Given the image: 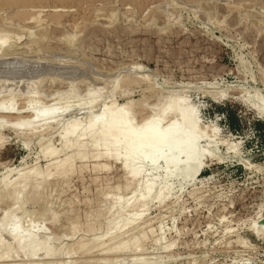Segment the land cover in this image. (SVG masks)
I'll list each match as a JSON object with an SVG mask.
<instances>
[{
    "label": "rangeland",
    "instance_id": "obj_1",
    "mask_svg": "<svg viewBox=\"0 0 264 264\" xmlns=\"http://www.w3.org/2000/svg\"><path fill=\"white\" fill-rule=\"evenodd\" d=\"M4 34L0 264H264V0H0ZM129 102L138 125L169 105L191 109L199 159L168 171L161 162L133 178L122 160L90 147L63 169L68 175L55 171L51 164L77 153L45 157L62 149L70 122L85 127L107 106ZM52 110L51 121L32 118ZM27 174L37 178L18 206L10 193ZM151 182L150 201L140 205Z\"/></svg>",
    "mask_w": 264,
    "mask_h": 264
},
{
    "label": "bare ground",
    "instance_id": "obj_2",
    "mask_svg": "<svg viewBox=\"0 0 264 264\" xmlns=\"http://www.w3.org/2000/svg\"><path fill=\"white\" fill-rule=\"evenodd\" d=\"M42 29V28H41ZM40 30V29H39ZM30 32H32V31H30ZM9 34V33H8ZM5 35V37H0V51L2 50V45H3V42H5V40H6V38H7V36H6V34H4ZM30 35H32L33 36V34H30ZM11 36V35H10ZM9 37V36H8ZM8 39V38H7ZM75 39V38H74ZM73 38H72V40H74ZM9 40V39H8ZM7 40V41H8ZM6 41V42H7ZM75 41V40H74ZM5 42V43H6ZM74 44V43H73ZM6 45V44H5ZM8 48V47H7ZM4 50V49H3ZM1 54V53H0ZM39 55V54H38ZM13 57H15V56H13ZM34 57V56H33ZM36 57V56H35ZM34 57V58H35ZM2 58V57H1ZM53 58V57H52ZM51 58V59H52ZM56 58V57H55ZM54 58V59H55ZM39 59H40V57H39ZM45 59V58H44ZM48 59H49V57H48ZM8 60V59H7ZM59 60V59H58ZM64 60V59H63ZM3 61V60H2ZM6 61V60H5ZM48 61V60H47ZM50 61V60H49ZM53 61V60H52ZM57 61V60H56ZM16 62V61H15ZM58 62V61H57ZM62 62V61H61ZM66 62H67V60H66ZM73 62V61H72ZM8 63V62H7ZM7 63H4V64H7ZM3 64V63H2ZM62 64V63H61ZM60 64V65H61ZM69 64H71V63H69ZM83 64V63H82ZM53 65V64H52ZM65 65H66V63H65ZM81 65V64H80ZM19 66V65H18ZM23 67H24V65H22ZM58 66H59V64H58ZM82 66V65H81ZM62 67H64L65 68V66H63L62 65ZM80 67V66H79ZM87 67V66H86ZM0 68H2V67H0ZM17 68V67H16ZM51 68V67H50ZM54 68V67H53ZM56 68V67H55ZM6 69V68H5ZM10 69V68H9ZM24 69V68H23ZM56 69H58V68H56ZM55 69V70H56ZM66 69V68H65ZM68 69V68H67ZM79 69V68H78ZM77 69V70H78ZM83 69V68H82ZM81 70V69H80ZM85 70V69H84ZM3 71V70H2ZM8 71V70H7ZM48 71H49V69H48ZM53 71V70H52ZM52 71H51V74H52ZM61 71V70H60ZM70 71V70H69ZM16 72V71H15ZM47 72V71H46ZM64 72V71H63ZM83 72V71H82ZM81 72V73H82ZM7 74L9 73V72H6ZM18 73V72H17ZM50 73V72H49ZM48 73V74H49ZM55 73V72H54ZM57 73H58V71H57ZM3 74V73H2ZM60 74L61 73H59V76H60ZM74 74V73H73ZM73 74H72V76H73ZM6 75V74H5ZM63 75H66V74H63ZM69 75V74H68ZM67 75V76H68ZM78 75V74H77ZM3 76V75H2ZM47 76V75H46ZM46 76H45V78H46ZM58 76V75H57ZM58 76V77H59ZM71 76V77H72ZM74 76H76V74L74 75ZM96 76H98V75H96ZM100 76V75H99ZM98 76V77H99ZM6 77H8V76H6ZM10 77V76H9ZM77 77H80L79 75L77 76ZM101 77V76H100ZM103 77V76H102ZM48 78V77H47ZM55 78V77H54ZM75 78V77H74ZM70 79V78H69ZM68 79V80H69ZM76 79V78H75ZM4 80V79H3ZM8 80V79H7ZM52 80V79H51ZM100 81V80H99ZM2 82V81H1ZM69 82H71V80H69ZM13 92H15V91H13ZM12 93V92H11ZM95 94V93H94ZM13 95V94H12ZM16 95V94H15ZM11 99V98H10ZM13 99V98H12ZM60 100V99H59ZM62 100V99H61ZM96 100V98L94 97L93 98V101L92 102H94ZM12 102V101H11ZM10 102V103H11ZM61 104V103H60ZM172 104H174V103H172ZM177 104V103H176ZM169 105V108H167V109H165L163 112L161 111V113L159 114V112H158V115L156 116L155 115V112H154V115L155 116H150V117H148V118H143L142 117V124L140 125H138V123L137 124H135V118H134V116L131 114V110H133V109H135V106L133 105V103H128V104H126L125 106H122V107H115L114 105H110V106H107L102 112H101V114H99V116H95L96 118H90V120L88 121V125L87 126H82V121L80 120V119H75V120H73L72 122H70V124H68L67 125V127L63 130V133L60 135L61 137V143H62V149L61 150H57L56 148H50V149H48V148H46V149H48L47 151H45V157H52V156H56L57 154H59V153H61L62 151H65V150H70V152H71V149H76L77 150V153L76 154H74V156H69L70 158H67L66 160H64V161H62L61 160V162L60 163H54V164H51V166L53 167V168H55V171H57L58 169H60L61 168V170L62 171H60V173H62L63 171V174L66 176V174L68 173L67 171H69V169H65V170H63L65 167L67 168V166H71V167H73L72 165H71V163L74 161V160H72L73 158H76V159H78V158H80V159H84V158H86L85 156H86V151L87 150H89V149H87V148H90V147H93V150L95 149V148H100V147H102L103 148V152H104V154H101L102 156H104V155H106V156H112V157H114V158H116V159H120V160H122L121 162H123V165H124V168H126L128 171H129V174L133 177V178H137L138 176H140L141 174H142V172H146L144 169L146 168V167H148V166H151V167H153V168H155V169H158V167H159V164L161 163V162H163L164 163V165L166 166V167H168V168H164L166 171H168L167 169H169V167H171V165H176V164H179L180 165V163H191V161H193L194 159H196V156H197V158H198V155H196V152H197V150H196V148L194 149V143H197L196 142V140H197V137L196 136H198V129H197V117H196V115H194L195 113H193V111L191 110V109H189V108H184V107H181V106H177V105ZM132 106H134V107H132ZM1 108V107H0ZM133 108V109H132ZM3 109V108H2ZM1 109V110H2ZM9 109V108H8ZM11 109V108H10ZM28 109V108H27ZM58 109V108H57ZM0 110V111H1ZM6 112H8L7 111V109H4ZM23 110V112H10V113H13V114H24V112H27V111H25L24 109H22ZM54 110V109H53ZM52 110V111H53ZM52 111H41L42 113H39L38 112V114H36L35 112V117L33 116L32 118L35 120V118H43L45 121H51V119H52V115H54V111L52 112ZM56 111V110H55ZM59 111V110H58ZM57 111V112H58ZM134 111V110H133ZM28 112H29V110H28ZM4 113V112H3ZM56 113V112H55ZM60 113V112H59ZM134 113V112H133ZM58 114V113H57ZM18 117V116H17ZM31 117V116H30ZM94 117V116H93ZM136 117V116H135ZM156 117V118H155ZM23 118V117H22ZM21 118V119H22ZM54 118V117H53ZM175 118V119H174ZM29 119H31V118H29ZM33 119H31V120H33ZM39 119H37L38 121H39ZM177 119V120H176ZM20 120V119H19ZM18 120V121H19ZM23 120V119H22ZM33 120V121H34ZM41 120V119H40ZM26 121V120H25ZM36 121V120H35ZM47 121V122H48ZM20 122V121H19ZM19 122H17V123H19ZM23 122V121H22ZM22 122L20 123V125L22 126ZM30 121H28V123H29ZM32 122V121H31ZM30 122V123H31ZM43 122V121H42ZM46 122V123H47ZM140 122V123H141ZM27 123V122H26ZM29 123V124H30ZM34 123L35 122H33V124H30V125H33V127H34ZM84 123V122H83ZM24 124V123H23ZM37 124V123H36ZM19 125V126H20ZM25 125V124H24ZM23 125V126H24ZM27 125V124H26ZM44 126V125H43ZM45 126H47V124L45 125ZM30 127V126H29ZM31 129H33V128H31ZM35 129V128H34ZM32 132V131H31ZM200 133L202 132V131H199ZM199 133V134H200ZM204 134V133H203ZM199 136H201V135H199ZM198 136V137H199ZM202 137V136H201ZM200 137V138H201ZM204 139V138H203ZM86 140H88L87 142H85ZM199 140V139H198ZM197 140V141H198ZM1 141V140H0ZM196 146V145H195ZM197 147H198V145H197ZM87 149V150H86ZM101 149V148H100ZM69 150H68V152H69ZM92 151V150H91ZM97 151V150H96ZM99 151V150H98ZM199 151H201V150H198V154H199ZM88 152V151H87ZM203 152V151H202ZM207 152V151H206ZM65 154V153H64ZM208 154V153H207ZM206 154V155H207ZM91 155V154H90ZM94 155V154H93ZM201 155H203V153L201 154ZM205 155V154H204ZM203 155V156H204ZM212 155V154H211ZM59 156V155H58ZM62 156H63V154H62ZM96 156H98V155H96ZM106 156H105V158H106ZM57 157V156H56ZM61 157V156H60ZM88 157V156H87ZM91 157V156H90ZM89 157V158H90ZM99 157H101V156H99ZM199 157H200V155H199ZM66 158V157H65ZM89 158H87V159H89ZM104 158V159H105ZM113 158V159H114ZM79 159V160H80ZM100 159V158H99ZM98 159V160H99ZM108 160H110L109 158H107ZM115 159V160H116ZM199 159V158H198ZM120 160L119 161H117V162H120ZM81 161V160H80ZM87 161V160H86ZM97 161V160H96ZM196 161V160H195ZM59 162V161H58ZM82 162H84V161H82ZM194 162V161H193ZM74 163V162H73ZM72 163V164H73ZM76 163V162H75ZM200 163H201V161H200ZM196 164V163H195ZM136 165H138V167H136ZM189 165V164H188ZM197 165H198V162H197ZM75 166V165H74ZM100 166V165H99ZM98 166V167H99ZM122 166V165H121ZM178 166V165H177ZM177 166H176V168H177ZM181 166V165H180ZM50 167V166H49ZM105 167V166H104ZM108 167H110V166H107V169H109ZM191 166H189V168H190ZM69 168V167H68ZM103 167H100V169H102ZM111 168V167H110ZM116 168V167H115ZM160 168V167H159ZM174 169L173 167H172V169H174V171L175 172H177V169ZM187 168V167H186ZM189 168H187V169H189ZM197 168H199V165H198V167ZM200 168H201V166H200ZM48 169V168H47ZM46 169V170H47ZM113 169V168H112ZM118 169H120V168H118ZM180 168H178V170H179ZM182 169H184V168H182ZM187 169H185V170H187ZM195 169V168H194ZM53 170L54 169H52V171H50V172H53ZM67 170V171H66ZM82 170V169H81ZM80 170V171H81ZM97 170V169H96ZM144 170V171H143ZM146 170H148V169H146ZM190 170V169H189ZM192 170V169H191ZM59 171V170H58ZM58 171H57V173H58ZM74 172H77V171H75V168H74V170H73ZM72 170L70 171L71 173H74ZM79 171V172H80ZM102 171H103V169H102ZM107 171V170H106ZM171 171V170H170ZM173 171V170H172ZM179 171H181V170H179ZM188 171V170H187ZM195 171V170H194ZM193 171V172H194ZM49 172V171H48ZM154 172V171H153ZM191 172V171H190ZM196 173H197V169H196V171H195ZM199 172V171H198ZM57 173H56V178L58 179L60 176L62 177L63 175H61V174H58L57 175ZM66 173V174H65ZM81 173V172H80ZM181 173V172H180ZM185 173H186V171H185ZM188 173V172H187ZM186 173V174H187ZM192 173V172H191ZM34 174H37L38 175V172H34ZM34 174H32L33 176H30L31 175V173H30V175L29 174H27V175H21L22 177H19L18 179H19V181H18V184H20V185H18L19 187H17V188H19L18 190L16 189H13L14 190V192L13 193H10L11 195H13V196H11V201L14 199V201H16V203L15 204H17V203H20L19 201H21L24 197V194L26 193V190H27V188L31 185V184H33L32 182H34L33 181V179H36L37 178V175H35L36 176V178H34L35 176H34ZM49 174H52V173H49ZM48 174V175H49ZM53 174H55V173H53ZM171 174H172V172H171ZM182 174V173H181ZM180 174V175H181ZM184 174V173H183ZM40 175V174H39ZM48 175H46V176H48ZM60 175V176H59ZM68 175V174H67ZM147 175V174H146ZM166 175H167V173H166ZM165 175V176H166ZM176 175V174H175ZM45 176V177H46ZM57 176H59V177H57ZM143 176H144V173H143ZM168 176H171L170 174L168 175ZM173 176H174V173H173ZM179 176V175H178ZM191 176V175H190ZM196 176V175H195ZM198 176V175H197ZM42 178H40V176H38V180H43V176H41ZM44 177V178H45ZM50 176H48V178H49ZM51 177H53L52 175H51ZM148 177H150V176H148ZM147 177V178H148ZM172 177V176H171ZM185 177H186V175H185ZM187 177H189V176H187ZM193 177H194V175H193ZM40 178V179H39ZM47 178V179H48ZM63 178V177H62ZM61 178V179H62ZM125 178V177H124ZM146 178V179H147ZM61 179H59V180H61ZM144 179V178H143ZM186 179V178H185ZM190 179H191V177H190ZM195 179H196V177H195ZM195 179H194V181H195ZM40 180V181H41ZM58 180V181H59ZM127 180V179H126ZM128 180H129V178H128ZM188 180V179H187ZM193 180V179H192ZM36 181V180H35ZM124 181H125V179H124ZM146 181V180H145ZM152 181V180H151ZM16 183H17V181H15ZM44 182V181H43ZM57 182V181H56ZM127 182V181H126ZM149 182V181H148ZM153 182V181H152ZM151 182V184L150 183H148V184H146V186H144L145 187V189H143L144 191L142 192V195H141V200H139V199H137V200H139L138 202H139V204L140 205H144L145 206V204H147V202H148V199H149V201H150V198H151V196H152V194H153V192H154V190H155V184L154 183H152ZM155 182V181H154ZM41 182H39V184H40ZM16 185V184H15ZM142 185V184H141ZM144 185H145V183H144ZM156 185H157V183H156ZM5 186H7V185H5ZM11 186H13V185H11ZM40 186V185H39ZM129 186V185H128ZM134 187H135V185H133ZM133 186H132V188H133ZM34 187V186H33ZM166 187V186H165ZM16 188V187H15ZM31 188V187H30ZM140 188V187H139ZM128 189V188H127ZM130 189V188H129ZM138 189V188H137ZM161 189V188H160ZM163 189V188H162ZM161 189V190H162ZM165 189V188H164ZM5 190V189H4ZM6 190H8V189H6ZM6 190L4 191V192H6ZM141 190V189H140ZM165 190H168V189H165ZM31 191V190H30ZM169 191V190H168ZM3 192V191H2ZM141 192V191H140ZM30 193V192H29ZM32 194V193H31ZM21 195H23V196H21ZM33 195V194H32ZM139 195V194H138ZM164 195V192L163 191H161L160 193H159V195H158V199L159 200H161L160 198H162V197H164L163 196ZM37 196V195H36ZM156 196V195H155ZM13 197V198H12ZM23 197V198H22ZM165 197H166V195H165ZM21 198V199H20ZM118 199V198H117ZM121 199H122V197H121ZM156 199V198H155ZM157 199V200H158ZM167 199V198H166ZM158 200V201H159ZM164 200V199H163ZM25 201V200H24ZM24 201H22V202H24ZM117 201V200H116ZM153 201V200H152ZM137 202V203H138ZM161 202V201H160ZM119 203H121V202H119ZM118 203V204H119ZM137 203H135V204H137ZM24 204V203H23ZM117 204V205H118ZM131 204H132V202H131ZM149 204V203H148ZM161 204V203H160ZM18 205V204H17ZM117 205H116V207H117ZM121 205V204H120ZM134 205V204H133ZM16 206V205H15ZM18 206H20V205H18ZM17 206V207H18ZM119 206V205H118ZM128 206V205H127ZM135 206V205H134ZM137 206V205H136ZM147 207H148V205H146ZM115 206L113 207L114 208V210H115V208H116ZM129 207H131L132 208V205H129ZM139 207V206H138ZM121 208H123L122 206H121ZM141 208V207H140ZM117 209H120V208H117ZM127 209V208H126ZM125 209V211H127ZM135 209V208H134ZM141 209H143V208H141ZM113 210V209H112ZM114 210H113V212H114ZM123 210V209H122ZM122 210H119V212L120 211H122ZM129 210H131L130 208L128 209V211ZM138 210V209H137ZM116 211V210H115ZM125 211H122V212H125ZM139 211H140V209H139ZM138 211V212H139ZM11 212H12V209H11ZM10 212V213H11ZM117 212V211H116ZM115 212V213H116ZM119 212H118V214H119ZM121 212V213H122ZM13 213V212H12ZM133 213H137L136 211H133ZM117 214V213H116ZM123 214V213H122ZM121 214V215H122ZM125 214V213H124ZM124 214H123V216H124ZM140 214V213H139ZM139 214L136 216V217H139ZM130 215V214H129ZM7 216V215H6ZM112 216H114V215H112ZM118 216V215H117ZM117 216H115V217H117ZM131 216H133V215H131ZM5 217V216H4ZM121 217V216H120ZM135 217V216H134ZM51 218V217H50ZM118 218V217H117ZM4 219V218H3ZM12 219V218H11ZM53 219V218H52ZM10 220V216L9 217H6V219L4 220V221H6V222H10L9 221ZM111 220H113V219H111ZM111 220H109V223L111 222ZM129 220V219H128ZM2 221V220H1ZM112 222H114V221H112ZM112 222H111V227L114 225H112ZM3 223V222H2ZM115 223V222H114ZM119 223V222H118ZM128 223V222H127ZM127 223H126V225L124 226V227H126L127 226ZM117 223H115V225H116ZM129 224H130V221H129ZM81 227V226H80ZM109 228H110V226H109ZM114 229V228H113ZM115 230V229H114ZM120 230V229H119ZM133 231H135V230H133ZM115 232V231H114ZM118 232V231H117ZM122 232V231H121ZM125 232V231H124ZM130 232H132V231H130ZM110 233V232H109ZM112 233V232H111ZM129 233V232H128ZM127 233V234H128ZM106 234V233H105ZM116 234V233H115ZM124 234V233H123ZM133 234V233H132ZM131 234V235H132ZM134 235V234H133ZM128 235H126V237H127ZM144 236V235H143ZM142 236V237H143ZM112 237V236H111ZM121 237H123V236H121ZM130 237V236H129ZM144 237H146L147 238V235L146 236H144ZM143 237V240L145 239ZM113 238H114V236H113ZM112 238V239H113ZM118 238H119V235H118ZM125 238V237H124ZM135 238V237H134ZM138 237H136V239H137ZM120 239V238H119ZM123 239V238H122ZM140 239V238H139ZM23 240V239H22ZM142 240V241H143ZM114 241V240H113ZM116 241H118V240H116ZM130 241H131V238H130V240H129V243H130ZM139 242H140V240H138ZM141 241V242H142ZM146 241V240H145ZM105 242V241H104ZM103 242V243H104ZM121 242V241H120ZM128 242V241H127ZM132 242V244L133 243H137L138 244V242L136 241L135 242V240L133 239V241H131ZM102 243V244H103ZM106 243V242H105ZM128 243V244H129ZM144 243V242H143ZM142 243V244H143ZM108 244H110L111 245V243H109V241H108ZM107 244V245H108ZM112 244H114L113 242H112ZM115 244H117V243H115ZM114 244V245H115ZM132 244L130 245L131 247H132ZM134 244V245H135ZM42 245V243H37V244H35V246H34V251L35 250H37L40 246ZM87 245V244H86ZM92 245V244H91ZM106 245V246H107ZM113 245V246H114ZM118 245V244H117ZM133 245V246H134ZM88 246V245H87ZM102 247H103V250H105V251H109L110 252V254L114 251V253H116L115 251H117V247L118 246H116L115 248H116V250L114 249V247H112L113 249H111V247L110 248H105L104 249V246L105 245H101ZM105 246V247H106ZM112 246V245H111ZM126 246H127V243H125V242H122V243H120L119 244V247H122V251L124 252V250H125V248H126ZM141 246V245H140ZM143 246V245H142ZM82 247V246H81ZM96 247V246H95ZM108 247V246H107ZM131 247H130V249H131ZM138 248H139V244H138V246H137ZM123 248H124V250H123ZM132 248H134V247H132ZM137 248V249H138ZM142 248V247H141ZM84 249H85V247H84ZM96 249H98V247L96 248ZM100 249V248H99ZM121 249V248H120ZM135 249V248H134ZM101 250V249H100ZM129 249L127 248V251H128ZM132 250V249H131ZM112 251V252H111ZM5 252V251H4ZM36 252V251H35ZM48 252V251H47ZM109 252H107V253H109ZM118 253L120 252L119 250L117 251ZM126 252V251H125ZM124 252V253H125ZM8 253V252H7ZM10 253V252H9ZM104 253V252H103ZM46 254H48V253H46ZM35 256V255H34ZM11 257V256H10ZM6 258V257H5ZM8 259H9V257H8ZM92 263V262H91ZM94 263V262H93ZM100 263V262H99Z\"/></svg>",
    "mask_w": 264,
    "mask_h": 264
},
{
    "label": "trees",
    "instance_id": "obj_3",
    "mask_svg": "<svg viewBox=\"0 0 264 264\" xmlns=\"http://www.w3.org/2000/svg\"><path fill=\"white\" fill-rule=\"evenodd\" d=\"M230 120H231V124L233 127H238L239 126V119L236 115L234 114H228ZM256 125L257 127H260L263 125V123L261 121H256Z\"/></svg>",
    "mask_w": 264,
    "mask_h": 264
}]
</instances>
